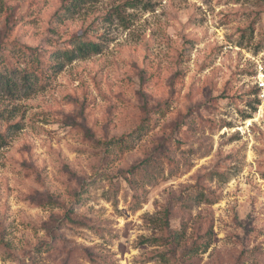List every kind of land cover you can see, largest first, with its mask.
I'll return each mask as SVG.
<instances>
[{"label":"rangeland","instance_id":"374dc122","mask_svg":"<svg viewBox=\"0 0 264 264\" xmlns=\"http://www.w3.org/2000/svg\"><path fill=\"white\" fill-rule=\"evenodd\" d=\"M71 1L0 0V264H264V0Z\"/></svg>","mask_w":264,"mask_h":264},{"label":"trees","instance_id":"16d2710c","mask_svg":"<svg viewBox=\"0 0 264 264\" xmlns=\"http://www.w3.org/2000/svg\"><path fill=\"white\" fill-rule=\"evenodd\" d=\"M86 0H75L71 1L70 4H78ZM93 1V0H90ZM66 6L67 8L70 6ZM89 32H84V34L73 38L70 42V46L51 51V57L55 59V64H50L45 61V55L47 50H42L41 48L24 47L25 50H21L20 63L24 65L18 68V72L21 74V79L23 81L24 87L32 89L34 84L40 83L44 80L45 76L44 70L48 69L45 64H48L50 68H60L63 67L64 62H60V59L64 58L71 62L76 58H85L91 53H98L100 51V44L96 40L87 36ZM10 71L15 72L16 68H11ZM12 74L0 71V87L5 88L8 91H14L17 89V81L11 77ZM45 82H43L44 84ZM5 139V134L0 132V141Z\"/></svg>","mask_w":264,"mask_h":264},{"label":"built area","instance_id":"2783aa9c","mask_svg":"<svg viewBox=\"0 0 264 264\" xmlns=\"http://www.w3.org/2000/svg\"><path fill=\"white\" fill-rule=\"evenodd\" d=\"M259 85H260L261 87H264V81H263L262 79H260V83H259Z\"/></svg>","mask_w":264,"mask_h":264}]
</instances>
